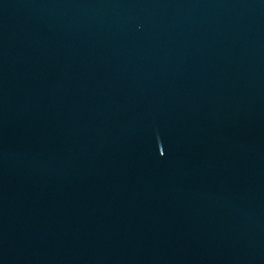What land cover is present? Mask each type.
<instances>
[{"label":"water","instance_id":"1","mask_svg":"<svg viewBox=\"0 0 264 264\" xmlns=\"http://www.w3.org/2000/svg\"><path fill=\"white\" fill-rule=\"evenodd\" d=\"M0 264H264V0H0Z\"/></svg>","mask_w":264,"mask_h":264}]
</instances>
